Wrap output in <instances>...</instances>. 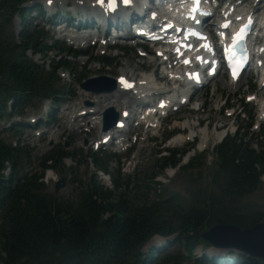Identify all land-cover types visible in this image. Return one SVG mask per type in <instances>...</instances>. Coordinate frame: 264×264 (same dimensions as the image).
<instances>
[{
  "label": "trees",
  "instance_id": "trees-1",
  "mask_svg": "<svg viewBox=\"0 0 264 264\" xmlns=\"http://www.w3.org/2000/svg\"><path fill=\"white\" fill-rule=\"evenodd\" d=\"M23 1L0 0V119L21 113L22 106L33 99H59L56 94L62 91L55 89L56 72L71 70L67 57L80 54L56 40H51L53 44L43 42L42 30L29 28L26 19H22L17 36L4 40V28L11 16L15 12L25 14ZM50 52H55L52 58L47 55ZM28 54H39L49 63H36ZM102 59L109 61L105 56ZM241 104L245 110L247 104L242 99ZM249 126L250 122L245 126L237 124L233 133L226 134L213 147L211 181L217 192L199 194L187 207H181L174 194L135 205L124 195L103 188L92 177L73 203H64L47 195L39 179L46 167H55L75 152L58 146L40 158V174L22 173V162L29 150L18 142L12 146L0 139V264H150L158 247L150 248L143 258L140 250L153 235L173 236L167 243L181 246L182 253L166 261L182 263L198 244L204 249L209 246L199 237L200 228L216 222L247 227L263 220L264 212L251 205L238 210L239 200L264 187V132L259 135L260 141H254L247 137ZM166 151L159 174L169 166L187 170L202 165V157L193 156L186 165L179 166L186 149ZM91 155L93 163L104 170L106 160L113 156ZM6 163L9 174L4 176ZM228 255L239 264H264L242 252L230 251ZM222 262L202 254L194 257L193 264Z\"/></svg>",
  "mask_w": 264,
  "mask_h": 264
},
{
  "label": "rangeland",
  "instance_id": "rangeland-1",
  "mask_svg": "<svg viewBox=\"0 0 264 264\" xmlns=\"http://www.w3.org/2000/svg\"><path fill=\"white\" fill-rule=\"evenodd\" d=\"M40 1L43 0H39V2ZM251 1L252 0H250V2ZM85 2L86 7H88L87 4H89V1ZM40 3L44 6L42 2ZM263 3L264 1L261 0L258 6L262 7ZM35 4L36 1L32 4L25 3V6L28 7V10L30 7V10H33L34 7L32 6ZM75 4L78 3L75 2ZM67 8H73V4H67L64 10ZM78 9L90 12V10L83 7ZM60 12L61 11L58 9H47L46 14L41 15L42 12L35 10L26 18L28 27H42L47 39L52 35H54L53 38L55 39L58 37L56 34L57 27L55 28V24H57L56 22L58 20H56L55 23L47 20L49 19V16L52 17L54 13ZM19 23L20 18L17 16L14 17L12 23L5 29L4 38L10 40L13 34L15 35L20 29ZM263 32L264 31H261V33ZM120 46H126V48L112 49L111 51H108V57L110 60L106 63H102L100 60L101 54H104L103 52L106 51L103 46H97V48L92 51L89 50L87 56H79L77 58L68 57L69 63L71 64V70L70 72H65L61 69L57 71L56 76L58 81H56L55 89L63 92L71 90L72 93L61 92L62 94L59 98H61L62 101L60 102L55 101L54 99H48L50 102H47V100L39 101L38 99H33L31 102L26 103L22 106L20 118L12 117L9 120L0 119V137L7 142L15 140L16 137H12L11 132L5 131L9 122L13 123L20 121L19 123H22L24 119L30 116L35 117L38 114L43 115L42 119H45L46 114L44 113L47 110V105H45V103H50L51 105L47 112H52L54 114L55 122L49 133L43 134L40 138H37L33 135L34 130L27 129L23 130V134L20 136L24 142H27L26 145H28L30 150L29 156L22 162L21 172H28L30 174L39 173V160L43 155L40 148L47 150L51 149L57 144V141L59 142L67 138L68 145L66 147L63 146V149L67 151H75V155L65 157L61 163L55 165L52 177H50V172L52 171H49L46 172L47 176L45 177L44 175L43 178L47 192L54 198L62 200L67 204L73 203L84 185L92 177L102 185L103 188L113 191L115 195H124L129 199L130 203L135 205L142 204L145 201L153 202L166 199L174 194L178 196L180 206L187 207L196 201V197L199 194L216 190L214 183L211 181L214 169L211 149L213 145H216L220 141V138L218 139V136H216L218 132H221L222 135L225 131L226 133H232L237 124L245 126L246 123L249 124L250 122V126L246 129L247 137H251L254 141H256V139L259 141L261 140V136L259 135L262 131L264 132V122L258 124L257 118L260 116V99H264V89L259 87L258 72L256 70H246L241 79L233 84L227 83L228 80L226 74L223 71H220L219 75L214 77L207 85L196 89L194 93H192V97L188 103L184 104L178 111L171 112L165 119H163L160 128H150V137L147 136V131L144 126L133 127L129 133L127 132L129 141L125 143V146L130 145L127 152L121 153L118 155L119 157L112 156L107 159L106 170H104L102 166L99 167L93 164L92 156L89 152L92 150L88 151V148L85 149L78 144V141L82 140L83 134H80L81 132L78 131H69L68 126H65L64 122L68 119L64 116L61 117V110L73 104L78 79L84 74L86 76L107 74L116 77L121 73V69L124 68L126 71H133L135 74H148L154 69H157L158 74L164 75L162 71L163 67L159 64V58L155 56L153 49H149V56L152 57L154 61L146 64L143 62L145 58L138 54V49L136 50L133 46H130L128 41H125V43L121 42ZM47 55L49 58H52L55 55V52H50ZM28 56L38 63H49L47 58H42L39 54H28ZM149 56L147 55V57ZM90 57L91 59H89ZM97 67H99V70ZM60 72H64L63 74L65 76L61 77ZM164 81L165 79L162 80V82ZM251 85H254L253 88ZM165 87L162 88V91L164 90L163 92H160L156 96L151 95L146 102L155 104L159 97L167 96L166 90H173V85L170 83L166 88ZM121 90L122 88L116 90L115 93L118 95L123 92ZM179 93L180 91H177L176 94L178 95ZM254 93H259L258 95L260 96V99H254L250 102V105L245 107V110H249L250 112L249 117L241 121L242 117L237 116L242 105L241 99L245 98L248 94L253 95ZM127 94L129 95L130 100H128L129 102L125 105L129 104V110L130 108L132 109L129 117V124L132 125L136 123L135 117H138V115L135 114V111H138L140 107L136 104V96L130 93ZM86 97L88 96H78V100H83ZM96 97L105 98L102 95ZM89 99L94 98L89 97ZM175 100L178 102V96L175 97ZM123 101L124 99H119L121 104ZM200 104H202V107L197 110L196 108ZM225 107H227V109H224ZM119 109L121 110V106L118 107V111H120ZM232 111V115L228 116ZM250 118L251 121H249ZM183 120L185 122L187 121L192 126L191 132L189 126H181L180 122ZM257 126H260L259 130L256 129ZM39 127H42V124H39ZM203 128H207L209 137L208 146L206 148L207 152H201L204 164L200 167H195L193 165L192 168L187 170L178 168L177 166H169L159 174V164L162 162V157L163 155L168 154L165 150L166 145H169L172 149H186L185 154L180 157L179 166L186 165L191 157L199 154L197 148L199 147V142L202 138L200 131ZM53 130H56V132L51 134ZM117 132L122 134V131ZM179 133L198 134L199 138L195 139L192 146L190 144L191 141H184L180 144L170 145L169 139ZM226 133H224V135ZM101 135V133H97L95 130L92 132L91 136L86 133V138L90 136L91 138L89 137V139L97 140L99 144L100 139L102 138ZM48 138L52 139V142L54 143L52 146H49ZM117 140L118 138L115 137L113 142L108 146L103 147V151L112 153L120 150L119 147L115 145ZM99 156L101 155L99 154ZM178 156L179 155L177 154L175 157ZM126 161H129V163ZM169 171L171 173H169ZM55 177L57 180L61 177H67L65 187L60 189L57 193H54V181L50 179ZM72 179H74V181H71ZM262 179H264V177H262ZM238 204V210L244 205H251L261 212H264V187L239 200ZM204 230L206 229L200 228L199 232ZM172 238L173 236H169L168 238L153 236L140 250L142 253L141 257L143 258L150 248L159 247L158 253L153 257L150 264L172 263V261H166L168 257L182 253L181 246L174 244V242L167 243V240H172ZM229 251L234 250L229 249ZM226 252L228 251L224 249H215L211 245L204 249L201 244H198L193 250V254L181 264H193L194 257H199L202 253L208 255V257L211 254H216V256L222 257ZM232 264L239 263L234 262Z\"/></svg>",
  "mask_w": 264,
  "mask_h": 264
},
{
  "label": "bare ground",
  "instance_id": "bare-ground-1",
  "mask_svg": "<svg viewBox=\"0 0 264 264\" xmlns=\"http://www.w3.org/2000/svg\"><path fill=\"white\" fill-rule=\"evenodd\" d=\"M85 1H89V4H87V6L88 7H86V2ZM75 2H77L78 4H75ZM55 3H57V4H60V5H62V4H65L66 2H62V1H55ZM73 4H74V6H75V9H78V8H86V9H88V10H90V12L93 14V13H95V14H97V10H99L100 9V6H98V5H96L95 3H94V0H79V1H74L73 2ZM78 5V6H77ZM165 7H168V5H166ZM257 20H259V17H261L262 15H263V13L261 12V11H259V9L258 8H256V6H254V9L252 10V13H251ZM108 21H110L109 19H107ZM118 24H123V22L122 21H118ZM201 26V25H200ZM261 29H259V31H260ZM122 35H125V34H122ZM260 45H263V48H264V44H262V43H260L259 44V46ZM261 50V52H262V57H264V49H260ZM260 59V58H259ZM153 61V58L152 57H147V59L145 58L144 60H143V62L144 63H146V64H149V63H151ZM129 70V69H128ZM162 70V69H161ZM260 70V69H259ZM219 73H220V69L218 70V72L215 74V76H218L219 75ZM245 73V70H243L242 71V73H240V75H239V77H238V79L237 80H240L241 79V77H242V75ZM121 75H129V76H133V77H138V85H136V92H139V94H146L147 92L146 91H150L151 90V94L153 95V94H155V93H157V90L158 89H161V88H164L165 86H166V82L165 83H160V81H161V79H162V77H159V75H158V72L156 71V70H153V71H151L150 73H140V74H135L133 71H126L124 68L123 69H121V73H120ZM167 74L168 75H170V78H172V77H176V78H180V74L177 72V71H175V72H172V73H168V71H167ZM118 76V75H117ZM116 76V77H117ZM227 83H230L229 81H227ZM202 84H204V83H202ZM259 84H260V81H259ZM174 87V86H173ZM173 89V88H172ZM260 90V89H259ZM192 93H193V91L192 92H188V91H186V88H183L182 90H181V92L177 95L178 96V102H180V99L183 97V96H186V95H189V97H191L192 96ZM259 94V93H258ZM102 96H104L105 98L103 99V102H104V104H106L105 106H111V107H113L115 110H117V106L118 105H120L121 103L119 102V99H124V101H123V105H125V104H127L128 103V99L126 98V97H119V98H117L116 97V94H115V92H109V93H103V94H101ZM97 96H99V95H97ZM156 96V95H155ZM174 93H171L170 92V90H167V98H171V99H173L174 98ZM257 97V96H256ZM162 98V97H161ZM161 98H158L157 99V103L160 101V99ZM137 103L138 104H144V101L138 96V99H137ZM129 105H125V107H123L121 110H120V112L121 111H123L124 109H127V107H128ZM260 110H261V112H262V116L264 115V101H263V99H260ZM85 107H80V109L79 110H83ZM166 108V107H165ZM159 108H156V107H154V111L155 110H158ZM96 112V110H93V111H90V114H94ZM260 112V113H261ZM141 115V114H140ZM141 116H139V118H140ZM126 119H127V117H125V118H120V120H124V121H126ZM141 119V123L144 125V126H146V127H148V126H152L153 125V123H152V120L151 119H149V118H145V119H142V118H140ZM180 122V121H179ZM176 124V123H175ZM180 124H181V126H184V127H187V126H189V128L191 129V125H190V123H188L187 121L185 122L184 120L183 121H181L180 122ZM174 125V124H173ZM194 126V125H193ZM127 128V129H126ZM181 129V128H180ZM119 130H121V131H123L124 132V135H125V137H126V135H127V132H129L130 130H131V128L130 127H128V126H123L122 128H120ZM192 131V129L190 130V132ZM201 136H202V140H204L205 138H206V136H207V134H208V132H207V128H203L201 131ZM189 134H191V133H187V134H181V133H179V134H176V135H174V136H172L170 139H169V144L171 145V144H180V143H182V142H184V141H186V138H187V136L189 135ZM104 135H106V133H103V135H102V137L104 136ZM222 135V133L221 132H218L217 134H216V136H218V137H220ZM117 145L119 146V147H121V144H120V141H117ZM171 170V169H170ZM169 173H171L170 171H169ZM236 252H238V251H236ZM243 253V252H242ZM246 254V253H245Z\"/></svg>",
  "mask_w": 264,
  "mask_h": 264
},
{
  "label": "water",
  "instance_id": "water-1",
  "mask_svg": "<svg viewBox=\"0 0 264 264\" xmlns=\"http://www.w3.org/2000/svg\"><path fill=\"white\" fill-rule=\"evenodd\" d=\"M106 77H96L88 79L82 83L86 89L94 92L111 91L115 87V81L109 82ZM116 117V115H114ZM116 118L113 120L115 122ZM66 181L62 177L56 184L58 190L64 186ZM199 236L211 243L215 248L236 249L239 252L246 253L250 257L262 259L264 261V220H260L251 226L241 228L238 225L226 222H216L208 229L199 232ZM173 264H180L178 261Z\"/></svg>",
  "mask_w": 264,
  "mask_h": 264
}]
</instances>
